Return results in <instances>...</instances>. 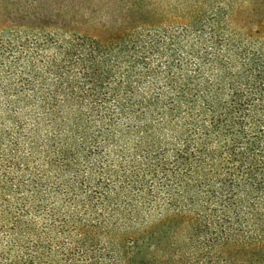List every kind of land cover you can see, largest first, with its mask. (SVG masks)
I'll return each mask as SVG.
<instances>
[{"label":"trees","instance_id":"trees-1","mask_svg":"<svg viewBox=\"0 0 264 264\" xmlns=\"http://www.w3.org/2000/svg\"><path fill=\"white\" fill-rule=\"evenodd\" d=\"M0 264H264V0H0Z\"/></svg>","mask_w":264,"mask_h":264}]
</instances>
